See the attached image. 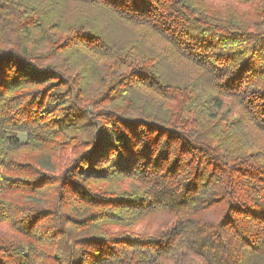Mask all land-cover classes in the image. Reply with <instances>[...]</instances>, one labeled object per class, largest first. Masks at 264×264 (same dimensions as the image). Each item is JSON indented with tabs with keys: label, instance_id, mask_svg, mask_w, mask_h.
<instances>
[{
	"label": "trees",
	"instance_id": "trees-1",
	"mask_svg": "<svg viewBox=\"0 0 264 264\" xmlns=\"http://www.w3.org/2000/svg\"><path fill=\"white\" fill-rule=\"evenodd\" d=\"M0 264H264V0H0Z\"/></svg>",
	"mask_w": 264,
	"mask_h": 264
},
{
	"label": "rangeland",
	"instance_id": "rangeland-1",
	"mask_svg": "<svg viewBox=\"0 0 264 264\" xmlns=\"http://www.w3.org/2000/svg\"><path fill=\"white\" fill-rule=\"evenodd\" d=\"M12 136H15V138H17L20 142H24V140H25V137L23 135H20V134H16V135H12Z\"/></svg>",
	"mask_w": 264,
	"mask_h": 264
}]
</instances>
